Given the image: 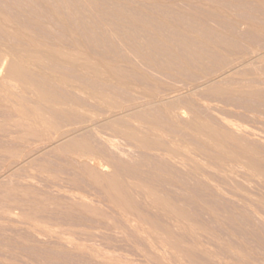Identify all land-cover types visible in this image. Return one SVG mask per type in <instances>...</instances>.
Instances as JSON below:
<instances>
[{"label": "rangeland", "instance_id": "rangeland-1", "mask_svg": "<svg viewBox=\"0 0 264 264\" xmlns=\"http://www.w3.org/2000/svg\"><path fill=\"white\" fill-rule=\"evenodd\" d=\"M0 264H264V0H0Z\"/></svg>", "mask_w": 264, "mask_h": 264}, {"label": "bare ground", "instance_id": "bare-ground-1", "mask_svg": "<svg viewBox=\"0 0 264 264\" xmlns=\"http://www.w3.org/2000/svg\"><path fill=\"white\" fill-rule=\"evenodd\" d=\"M31 53H32V52H31ZM60 60H61V59H60ZM7 65H8V64H7ZM14 67H15V66H14ZM14 67H11V68L14 69ZM16 68H17V67H16ZM16 68H15V70H16ZM22 68H23V67H22ZM11 70H12V69H11ZM17 70H18V68H17ZM13 71H14V70H13ZM18 71H19V70H18ZM18 71H17V72H18ZM12 73H14V72H12ZM15 73H16V72H15ZM15 73H14V74H15ZM21 73H23V72H21ZM17 74H18V73H17Z\"/></svg>", "mask_w": 264, "mask_h": 264}]
</instances>
